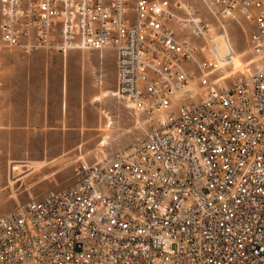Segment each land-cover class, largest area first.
Listing matches in <instances>:
<instances>
[{"label":"built area","instance_id":"built-area-1","mask_svg":"<svg viewBox=\"0 0 264 264\" xmlns=\"http://www.w3.org/2000/svg\"><path fill=\"white\" fill-rule=\"evenodd\" d=\"M229 20L252 55L232 76ZM48 46L112 48L147 128L1 214L0 264H264V0H0V71Z\"/></svg>","mask_w":264,"mask_h":264},{"label":"crops","instance_id":"crops-1","mask_svg":"<svg viewBox=\"0 0 264 264\" xmlns=\"http://www.w3.org/2000/svg\"><path fill=\"white\" fill-rule=\"evenodd\" d=\"M1 60L0 149L6 152L8 167H45L41 139L45 137L64 138L62 146L69 152L90 150L103 131L102 114L118 108L122 112L112 95L116 88L112 48H71L64 54L50 48H13L4 50ZM111 124L108 121L106 127ZM121 125L130 127L132 120L122 114Z\"/></svg>","mask_w":264,"mask_h":264},{"label":"rangeland","instance_id":"rangeland-1","mask_svg":"<svg viewBox=\"0 0 264 264\" xmlns=\"http://www.w3.org/2000/svg\"><path fill=\"white\" fill-rule=\"evenodd\" d=\"M227 24L229 25V32L227 31L226 34L215 36L212 43L214 50L220 54L224 51L232 52L233 67L228 70V73L232 76L242 68L243 63L252 58V55L248 49L247 38L249 29L246 23L242 20L240 21L243 29L232 20H229ZM40 48L54 49L55 46ZM193 84L194 82L190 84L192 90L194 89ZM120 105L122 112L118 108L115 113L102 114L104 117L103 131L100 132L95 146L90 150L83 151V147H80L75 152H69L64 145L62 146L64 138H41L45 140V145H42V149L43 153H45L44 159L47 160L46 166L42 169L38 167L31 168L29 166L21 168L14 164V171L11 173V169L10 171L8 170L7 163L9 160L7 159L6 152L2 151L0 163V215L15 209L18 205L27 203L31 198L41 197L50 189L69 185L72 182V169L78 162L82 160L94 162L108 156L115 150L133 144L136 139L143 137L144 131L147 128V120L141 114H134L121 102ZM121 113L127 115L132 120L130 127L126 128L121 125ZM108 121L112 122L110 127H106ZM106 135H108V139L104 140L103 138ZM1 141L2 138L0 137V145ZM101 141L104 145L100 144ZM49 142L52 144L48 145ZM85 144L88 146L89 142L87 141ZM6 145L8 148L11 147L10 144ZM49 149L53 151L49 153L47 151Z\"/></svg>","mask_w":264,"mask_h":264},{"label":"bare ground","instance_id":"bare-ground-1","mask_svg":"<svg viewBox=\"0 0 264 264\" xmlns=\"http://www.w3.org/2000/svg\"><path fill=\"white\" fill-rule=\"evenodd\" d=\"M208 48H209L208 50H211L210 47H208ZM186 89H190V90H192V88L190 87V84L186 87ZM112 95H113V94H112ZM10 169H11V171H10ZM8 170H9L11 173L14 171V167H13L12 164L9 165Z\"/></svg>","mask_w":264,"mask_h":264}]
</instances>
